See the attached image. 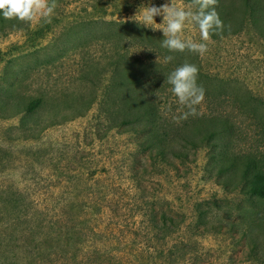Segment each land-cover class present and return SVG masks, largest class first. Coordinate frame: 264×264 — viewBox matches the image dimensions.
<instances>
[{"label":"rangeland","instance_id":"obj_1","mask_svg":"<svg viewBox=\"0 0 264 264\" xmlns=\"http://www.w3.org/2000/svg\"><path fill=\"white\" fill-rule=\"evenodd\" d=\"M170 2L56 0L50 23L0 16V264H264V198L249 191L254 168L243 180L236 161L264 168V33L240 0H223L229 26L204 55L169 52L163 17L146 27L140 12ZM181 37L204 42L191 22ZM121 54L151 80L170 135L187 141L144 148L147 133L113 127L116 110L99 105ZM169 55L157 80L152 62ZM185 62L206 77L205 96L181 119L189 110L168 76ZM209 119L234 130L228 148L203 140Z\"/></svg>","mask_w":264,"mask_h":264},{"label":"trees","instance_id":"obj_2","mask_svg":"<svg viewBox=\"0 0 264 264\" xmlns=\"http://www.w3.org/2000/svg\"><path fill=\"white\" fill-rule=\"evenodd\" d=\"M192 1V0H189ZM242 5L249 11V15L252 18L254 25L258 28L261 33H264V0H240ZM223 0H217V6L221 5ZM2 16V14H0ZM224 24V29L229 26V21L227 17H220ZM147 33H145L146 35ZM144 36V35H143ZM217 34H213L216 37ZM135 59L126 56V54H121L117 56L114 62L111 64L112 70L109 73L107 84L105 85L102 93V100H100V105L107 104L106 106L111 107L116 110L118 114L116 118L117 121H113V127L124 125L128 127L125 131H131L138 137L140 134H146L147 136H141L138 144L145 148L146 145H151L157 143L159 149L165 150V147L178 143L181 140L187 141L186 137H178L177 133L170 135L167 130L165 119H163L159 113L158 106L154 104L155 100V90L151 88V80L149 82L145 81L143 74H139L138 70L135 68ZM154 63L155 68L160 69L159 76L157 80H166L168 74V64L159 61ZM181 65V64H180ZM142 66V65H141ZM141 73V72H140ZM198 77L204 80L206 77L201 75L199 72ZM204 78V79H203ZM146 82V83H145ZM143 86L146 87V93L143 91ZM162 86V85H161ZM160 86V87H161ZM93 102V101H92ZM38 101H33L32 104L27 106H21L17 113L26 114L27 112L33 111L38 106ZM98 106V107H99ZM109 112V109H106ZM209 121L204 128H198L203 136V140L207 142L214 150L220 151L223 147L228 148L227 142L225 143L224 135L225 133L230 134L234 130L230 126H224L225 121L222 122V127L217 130L214 126L215 119L206 120ZM220 121V120H217ZM182 125H187L182 124ZM232 129V130H231ZM173 129L171 128V131ZM196 130V129H195ZM174 130V132H176ZM147 146V147H148ZM238 163L243 165V170L241 175L243 180H245L247 174L254 168V173L249 180L248 187L251 194L264 198V168L259 167L257 161L253 157H238L236 158Z\"/></svg>","mask_w":264,"mask_h":264},{"label":"clouds","instance_id":"obj_3","mask_svg":"<svg viewBox=\"0 0 264 264\" xmlns=\"http://www.w3.org/2000/svg\"><path fill=\"white\" fill-rule=\"evenodd\" d=\"M196 11L177 7L172 3H164L159 7L155 5L144 7L141 12L144 26L154 25V17L162 16L166 26L162 29L165 39L161 47L169 52H184L185 50L198 55L208 51L206 42L211 40L213 34H219L224 29V24L215 10L217 0H192ZM56 0H0V13L5 19H16L21 22H31L39 17L46 23L51 22V17L56 8ZM198 25L201 40L194 42L181 37L186 23ZM172 56H165V63L170 62ZM199 68L197 65L185 62L168 76L171 91L181 105L188 108L181 119L188 115H197V105L203 102L204 88L197 83Z\"/></svg>","mask_w":264,"mask_h":264},{"label":"flooded vegetation","instance_id":"obj_4","mask_svg":"<svg viewBox=\"0 0 264 264\" xmlns=\"http://www.w3.org/2000/svg\"><path fill=\"white\" fill-rule=\"evenodd\" d=\"M218 37H222V36H218Z\"/></svg>","mask_w":264,"mask_h":264}]
</instances>
